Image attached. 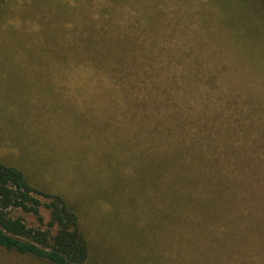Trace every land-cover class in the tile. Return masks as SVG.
Listing matches in <instances>:
<instances>
[{
    "label": "rangeland",
    "instance_id": "obj_1",
    "mask_svg": "<svg viewBox=\"0 0 264 264\" xmlns=\"http://www.w3.org/2000/svg\"><path fill=\"white\" fill-rule=\"evenodd\" d=\"M0 160L74 204L85 264H264V0H11Z\"/></svg>",
    "mask_w": 264,
    "mask_h": 264
},
{
    "label": "trees",
    "instance_id": "obj_2",
    "mask_svg": "<svg viewBox=\"0 0 264 264\" xmlns=\"http://www.w3.org/2000/svg\"><path fill=\"white\" fill-rule=\"evenodd\" d=\"M10 1L0 0V20L8 10ZM97 37H100L98 32L95 34V38ZM82 40L88 45L93 43L90 36ZM68 47L74 49L75 42L68 41ZM81 61L82 77L87 78L86 80L92 78L96 80L98 87L93 94L98 99L99 110L103 112L105 107L110 108V105L115 103L119 93L116 88L105 86L103 77L97 72L95 78L92 77L86 59L82 58ZM176 155V152H172L164 156L174 158ZM166 167V165L159 167L152 159V164L146 165L145 174H159V171L161 174ZM184 171L185 173H178L181 182L187 181V175L190 176L187 170ZM42 206L48 213L46 222L41 214ZM18 211L32 214L38 224L29 225ZM0 247L7 252L32 257L48 264H85L89 255L87 238L74 204L56 192H49L36 186L22 169L1 160Z\"/></svg>",
    "mask_w": 264,
    "mask_h": 264
}]
</instances>
